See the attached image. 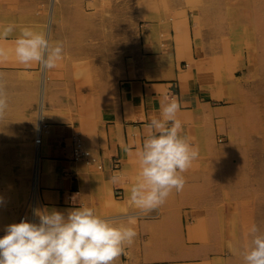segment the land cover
I'll return each instance as SVG.
<instances>
[{
    "label": "crops",
    "instance_id": "1",
    "mask_svg": "<svg viewBox=\"0 0 264 264\" xmlns=\"http://www.w3.org/2000/svg\"><path fill=\"white\" fill-rule=\"evenodd\" d=\"M46 5L47 21L38 14ZM86 5L85 0H0V25H17L3 46H15L19 29L31 26L53 44L62 41L71 61L90 55L87 46L125 47L120 61L117 49L111 50L112 64L97 71L93 87L56 83L43 97L37 149L41 207L66 211L81 204L117 224L135 216V243L115 264H215L229 252L228 239L246 236L227 223L232 215L222 194L237 171V152L229 140L244 115L237 81L206 67L189 22L142 24L135 41L133 31L121 38L115 31L108 34L101 18L87 23L92 11ZM165 97L180 101L182 135L199 148V157L183 173V191H173L151 211L155 216H146L129 206L128 191L139 172L136 152ZM77 136L83 146L78 161L73 157Z\"/></svg>",
    "mask_w": 264,
    "mask_h": 264
},
{
    "label": "rangeland",
    "instance_id": "2",
    "mask_svg": "<svg viewBox=\"0 0 264 264\" xmlns=\"http://www.w3.org/2000/svg\"><path fill=\"white\" fill-rule=\"evenodd\" d=\"M85 1L87 11H92L87 15V23L101 18L107 22L108 28L104 30L108 34L115 31L119 38L133 31V38L138 40V27L148 22H163L162 19L179 25L189 22L197 54L209 62L206 67L217 76L236 79L244 115L229 137L237 152V171H232L229 187L223 194L232 215L227 223L246 235L228 240L241 252L247 249L251 242L248 230L253 223L264 233V0ZM100 7L102 14L94 13ZM38 14L47 21L48 5L40 8ZM71 17L77 20L75 14ZM24 20H27L25 15ZM0 47L8 51V58L0 62L8 98L6 116L0 120L1 234L5 233L7 225L19 223L26 210L34 215L35 209H43L37 190H33L43 97L56 83L60 88H66L73 81L81 88L93 87L97 71L112 64L108 59L111 50L117 49L120 61L125 47L87 46L90 55H80L79 59L71 61L64 46L63 59L55 68L47 70L36 63L19 64L15 46H3L0 41ZM145 215L155 216L156 213ZM215 264H243L242 255L229 249Z\"/></svg>",
    "mask_w": 264,
    "mask_h": 264
},
{
    "label": "clouds",
    "instance_id": "3",
    "mask_svg": "<svg viewBox=\"0 0 264 264\" xmlns=\"http://www.w3.org/2000/svg\"><path fill=\"white\" fill-rule=\"evenodd\" d=\"M16 28L14 23L0 25V41L13 36ZM14 43L15 57L21 65L36 63L47 70L63 59V42L53 44L46 34L31 26L21 27ZM7 58L8 51L0 47V62ZM4 76L0 73V120L8 109ZM180 110L177 98L165 97L159 115L150 119L148 135L136 152L139 172L128 191V203L142 213L162 206L173 191H183V173L199 157V148L182 135L183 124L177 117ZM77 199L74 195L72 203ZM34 215L38 223L22 219L5 227V235L0 237V264H115L138 235L132 226L135 216H130L126 224H117L81 204L66 211L35 209ZM248 231L251 242L247 249L241 252L231 243L229 249L242 255L243 264H264V233L255 223Z\"/></svg>",
    "mask_w": 264,
    "mask_h": 264
},
{
    "label": "built area",
    "instance_id": "4",
    "mask_svg": "<svg viewBox=\"0 0 264 264\" xmlns=\"http://www.w3.org/2000/svg\"><path fill=\"white\" fill-rule=\"evenodd\" d=\"M41 140H42L41 138H37L36 139V143H41ZM73 157L77 161L83 159V146H82L81 141L78 138V136L74 140ZM117 195H120L119 191L117 192ZM22 219L23 220H28L30 222H35V223H38L39 222L38 221V218H36V216L33 215V214L31 215V211H28V210H26L22 214V216L20 217L19 222Z\"/></svg>",
    "mask_w": 264,
    "mask_h": 264
},
{
    "label": "bare ground",
    "instance_id": "5",
    "mask_svg": "<svg viewBox=\"0 0 264 264\" xmlns=\"http://www.w3.org/2000/svg\"><path fill=\"white\" fill-rule=\"evenodd\" d=\"M82 64V63H81ZM88 64V63H87ZM78 65V64H77ZM83 68V67H82ZM75 69V68H74ZM86 69H88V68H86ZM78 70V69H77ZM74 71H76V70H74ZM86 74V73H85ZM87 75V74H86ZM87 77V76H86ZM82 78V77H81ZM197 78V77H196ZM83 81V80H82ZM91 81V80H90ZM88 82V84H90L89 83V81H87ZM83 87V86H82ZM79 88V87H78ZM37 159H36V165H35V170H34V177H33V190L36 192V190H37V192H38V166H39V164H38V162H39V158H38V153H37V157H36ZM223 194V193H222ZM33 203V202H32ZM41 204H42V202H41ZM45 209V208H44ZM22 213V212H21ZM234 214V213H233ZM5 235V233H1L0 234V237H3Z\"/></svg>",
    "mask_w": 264,
    "mask_h": 264
}]
</instances>
